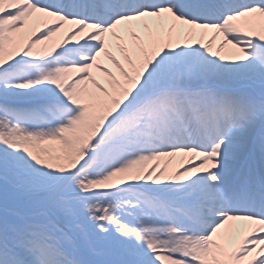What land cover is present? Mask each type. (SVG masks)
I'll use <instances>...</instances> for the list:
<instances>
[{"label":"snow or ice","instance_id":"6c2138e0","mask_svg":"<svg viewBox=\"0 0 264 264\" xmlns=\"http://www.w3.org/2000/svg\"><path fill=\"white\" fill-rule=\"evenodd\" d=\"M0 264H264V0H0Z\"/></svg>","mask_w":264,"mask_h":264},{"label":"bare ground","instance_id":"6f19581e","mask_svg":"<svg viewBox=\"0 0 264 264\" xmlns=\"http://www.w3.org/2000/svg\"><path fill=\"white\" fill-rule=\"evenodd\" d=\"M217 43H219V40L217 41ZM180 163L179 159H177L176 161H174L173 167H175L176 165H178Z\"/></svg>","mask_w":264,"mask_h":264}]
</instances>
